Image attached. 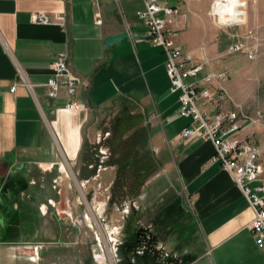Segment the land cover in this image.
I'll use <instances>...</instances> for the list:
<instances>
[{
  "label": "crops",
  "instance_id": "1",
  "mask_svg": "<svg viewBox=\"0 0 264 264\" xmlns=\"http://www.w3.org/2000/svg\"><path fill=\"white\" fill-rule=\"evenodd\" d=\"M143 6V0H0V264H60L66 258L65 226L52 207L61 202L62 188L48 173L62 158L76 169L92 167L89 158L83 161L85 137L98 110L117 101L139 106L138 118L149 128L147 148L162 171L156 177L166 175L165 189L178 186L182 194L161 202L146 226L138 225L143 207H131L122 263L264 264V251L248 227L254 211L216 158L213 143L199 134L180 135L191 119L180 116L178 96L169 92L162 48L130 36L148 35L138 19ZM36 12L50 23L34 22ZM185 22L178 17L177 44L199 56L189 50ZM124 31L130 35L104 44L106 36ZM65 50L84 84L76 95L83 108L65 107L64 88L53 99L41 85ZM259 160L264 163V157ZM132 238L138 250L128 252L125 241Z\"/></svg>",
  "mask_w": 264,
  "mask_h": 264
},
{
  "label": "rangeland",
  "instance_id": "2",
  "mask_svg": "<svg viewBox=\"0 0 264 264\" xmlns=\"http://www.w3.org/2000/svg\"><path fill=\"white\" fill-rule=\"evenodd\" d=\"M168 2L179 4L185 14L187 24L183 31L192 46L189 50L198 52L199 56L192 52L198 61L203 58L202 52L208 59L209 66L204 67L202 74L210 69L225 72L227 76L223 87L228 99L217 104L213 114L222 110L236 113L238 118L240 112L250 117L238 120L237 134L242 141L257 146L259 157L263 158L264 0H239L242 14L232 21L212 15L218 0ZM234 45L239 49L232 50ZM81 85L84 88V84ZM206 87L212 93L216 89L214 84ZM63 97L65 99V93ZM203 107L212 106L199 105L204 112ZM139 111V106L130 101L102 107L91 124V136L85 137L82 152L83 161L89 158L92 167L76 169L72 162L62 158L51 172L48 171L50 173L46 172L56 177L57 189L62 188L61 202L52 206L58 210L57 218L65 226L61 238L66 258L60 264H123L124 223L131 207H143L138 225L146 226L161 202L169 196L182 195L178 186L165 189L169 185L166 175L156 177L162 171L156 169L155 157L147 148L149 128L138 118ZM162 189L165 190L162 192ZM135 235L138 238L139 233ZM154 240L155 236L151 238ZM138 243L133 238L131 242L125 241L127 251L138 250Z\"/></svg>",
  "mask_w": 264,
  "mask_h": 264
},
{
  "label": "built area",
  "instance_id": "3",
  "mask_svg": "<svg viewBox=\"0 0 264 264\" xmlns=\"http://www.w3.org/2000/svg\"><path fill=\"white\" fill-rule=\"evenodd\" d=\"M143 5V9L138 12V19L147 29L152 44L161 47L165 54L164 66L169 79V91L178 96L180 115L191 119L190 125L183 129L181 135L187 137L199 134L213 143L216 158L230 171L254 211L248 227L253 233L256 246L264 251V163L259 161V148L242 141L237 134L240 128L238 120L250 117L240 112L238 118L236 113H224L222 110L211 115L199 109V105L216 108L217 104L228 99V93L223 87L227 79L225 72L208 69L203 75L204 67L209 66L205 54L202 52L203 58L198 61L191 52L177 44L180 29L175 25L179 16H185L179 4H171L168 0H143ZM59 18L61 25L65 26L66 12H61ZM33 21L48 24L50 18L43 12H36ZM100 22L99 18L95 20L96 24ZM231 49H239V46L234 45ZM68 60L66 50L59 52L52 63L53 73L43 85L51 98H56L59 89L63 87L66 108H83L84 104L76 99V95L84 88L80 79L70 70ZM22 84L30 88L32 86L25 81ZM208 84L215 85L213 93L206 87ZM14 90L15 85L10 91ZM251 182L259 184L251 187Z\"/></svg>",
  "mask_w": 264,
  "mask_h": 264
},
{
  "label": "bare ground",
  "instance_id": "4",
  "mask_svg": "<svg viewBox=\"0 0 264 264\" xmlns=\"http://www.w3.org/2000/svg\"><path fill=\"white\" fill-rule=\"evenodd\" d=\"M242 14L239 0H218V3L213 10L212 15H215L220 20H235Z\"/></svg>",
  "mask_w": 264,
  "mask_h": 264
},
{
  "label": "water",
  "instance_id": "5",
  "mask_svg": "<svg viewBox=\"0 0 264 264\" xmlns=\"http://www.w3.org/2000/svg\"><path fill=\"white\" fill-rule=\"evenodd\" d=\"M130 34L126 31L124 32H120V33H117V34H114V35H108L105 37L104 39V44L106 46H111L113 43L125 38V37H128ZM132 39L134 40H138V39H144V40H149L150 39V36L149 35H130Z\"/></svg>",
  "mask_w": 264,
  "mask_h": 264
},
{
  "label": "trees",
  "instance_id": "6",
  "mask_svg": "<svg viewBox=\"0 0 264 264\" xmlns=\"http://www.w3.org/2000/svg\"><path fill=\"white\" fill-rule=\"evenodd\" d=\"M137 238V237H136Z\"/></svg>",
  "mask_w": 264,
  "mask_h": 264
}]
</instances>
